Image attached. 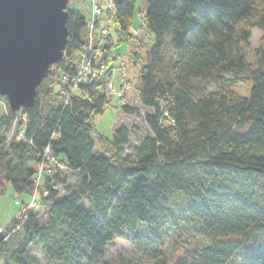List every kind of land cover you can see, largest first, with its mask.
<instances>
[{
  "label": "trees",
  "instance_id": "trees-1",
  "mask_svg": "<svg viewBox=\"0 0 264 264\" xmlns=\"http://www.w3.org/2000/svg\"><path fill=\"white\" fill-rule=\"evenodd\" d=\"M111 1L99 26L133 44L134 63L147 48L139 99L121 105L143 126L120 125L111 140L97 132L95 117L113 98L106 78L70 91L89 32L86 16L69 9L63 60L35 106L13 112L0 96V195L12 184L25 199L23 215L0 231V259L264 264V53L254 66L245 50L253 29L264 30V0H147L145 9ZM137 9L145 37L131 33ZM104 39L97 47L110 68L111 29ZM244 81L248 95L237 90ZM42 165L52 172L40 175ZM185 231L210 243L176 254ZM117 239L135 255L107 260Z\"/></svg>",
  "mask_w": 264,
  "mask_h": 264
},
{
  "label": "water",
  "instance_id": "water-1",
  "mask_svg": "<svg viewBox=\"0 0 264 264\" xmlns=\"http://www.w3.org/2000/svg\"><path fill=\"white\" fill-rule=\"evenodd\" d=\"M69 0H0V96L13 112L33 108L51 67L63 60Z\"/></svg>",
  "mask_w": 264,
  "mask_h": 264
},
{
  "label": "rangeland",
  "instance_id": "rangeland-1",
  "mask_svg": "<svg viewBox=\"0 0 264 264\" xmlns=\"http://www.w3.org/2000/svg\"><path fill=\"white\" fill-rule=\"evenodd\" d=\"M107 2L104 3L103 0H69L68 9L76 11L84 16H86L87 21H89L92 17V8L94 3L99 4L101 8L106 7ZM140 7L146 8L147 7V0H137V8ZM138 9L136 10L135 18L132 24L131 33L136 35L139 32L140 36L145 37L147 33L145 31H139L140 24H141V17L139 14ZM104 16V14H103ZM103 26H99L101 28H107L108 30L111 29L115 47L113 49V53L117 59L113 60V65L115 67V75H114V82H115V89L110 90L111 96H113L112 101L110 103L109 108L100 115L95 117L94 123L96 126V130L99 134L105 136L108 139H113L114 130L117 129L120 125L127 124L129 127L133 126H143V118L142 117H124L121 114V105L122 103H127L130 101L131 103H137L138 93L137 88L140 87V71L144 65H146L148 61V53L147 48L144 46L141 49H138L140 58L138 59L137 63H134L132 60L131 52L133 50V44L128 42L124 37L120 36L115 26L113 27H106L104 21H102ZM89 32V39H90V31ZM96 32H99L97 30ZM98 45L106 39H101L99 34L95 35ZM94 42V41H93ZM96 42V43H97ZM95 50H99L98 47ZM245 50L250 58V60L254 63V66L257 65L259 59L262 57V54L259 53V50H262L264 53V30L255 28L253 29L252 37L248 44L245 45ZM102 54V53H101ZM103 55V54H102ZM125 67L126 75L122 77V69ZM50 76V71L49 75ZM48 77L46 79H48ZM64 78V77H63ZM56 89L58 86H54ZM252 84L249 82H242L237 86V90L243 94L248 95ZM215 89V88H212ZM75 90V89H74ZM119 91H124L123 98H120ZM78 92V91H77ZM5 108L0 105V116L4 112ZM133 141H137L136 137L133 136ZM97 149L100 150L99 145ZM41 170L45 173L49 172L50 167L48 165L41 166ZM38 178L40 175L38 174ZM71 180H75V177H70ZM37 194L36 197H38ZM25 199L22 196H19L15 191L12 184H8L6 187V192L0 195V231H5L9 225L12 224L15 218L18 216L23 215V205L22 202ZM35 206L32 208L37 209L39 208L36 203ZM184 238H186L187 243L186 245H179L175 249L176 254L182 253L188 248L195 249L197 246L208 245L210 241L207 238H203L200 236L188 238L187 233L185 231ZM171 234L175 233L171 231ZM32 252L37 254V252L33 249ZM125 255V256H134L135 252L133 247L124 240H115L114 243L109 246L107 260H113L118 255ZM174 253L173 256H176ZM0 264H3V260L0 259Z\"/></svg>",
  "mask_w": 264,
  "mask_h": 264
},
{
  "label": "built area",
  "instance_id": "built-area-1",
  "mask_svg": "<svg viewBox=\"0 0 264 264\" xmlns=\"http://www.w3.org/2000/svg\"><path fill=\"white\" fill-rule=\"evenodd\" d=\"M113 7L114 5L111 0L110 2H107L106 8L111 10ZM103 14H104L103 8H101L99 4L94 3L93 8H92V17L89 21H87L88 29L90 31L89 43L86 45L85 49L83 50L81 54V58L79 60V64L77 68L78 69L77 75L70 82V83H73L74 88L70 89V91H73L79 84H91L94 81L102 80L105 78H106L105 79L106 80V90L108 91V93L110 94V90L114 91L115 89V82H114V75L116 72L115 67L113 66L109 68L107 63L104 61L103 55L101 54L102 51L100 49L95 50V48H97L98 46V42H97L95 35L99 34V37L101 39H104L108 37L109 35V30L107 28L99 27V23L101 21V17H103ZM97 30H99V32H96ZM122 74H123L122 77H125L126 75L125 67H123L122 69ZM62 81H67V77L65 76ZM62 92H64V90H62ZM123 94H124V91H119L118 95L120 96V98H123L122 97ZM23 134H24L23 130H21L20 133L16 135L17 139L25 140ZM47 153L49 154L51 153V151L48 149ZM52 161L53 163H56V160L52 159ZM42 166H45V165H42ZM58 168L64 169V166L59 165ZM50 172H52V169H49V172H46V173H50ZM41 173L43 174L45 172L40 169L39 174L41 175ZM24 212L25 210L23 211V213Z\"/></svg>",
  "mask_w": 264,
  "mask_h": 264
}]
</instances>
